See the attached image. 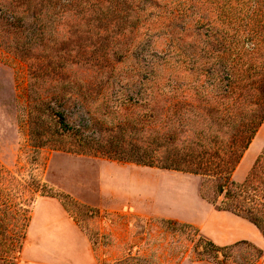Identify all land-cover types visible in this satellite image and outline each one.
Returning <instances> with one entry per match:
<instances>
[{
	"label": "rangeland",
	"instance_id": "374dc122",
	"mask_svg": "<svg viewBox=\"0 0 264 264\" xmlns=\"http://www.w3.org/2000/svg\"><path fill=\"white\" fill-rule=\"evenodd\" d=\"M200 8L199 0H0V252L12 245L13 264L40 185L71 197L56 199L107 253L103 264H263L251 244L216 251L193 226L164 217L181 212L176 198L197 210L200 190L216 196L214 183L95 153L122 142L150 152L168 129L181 149L188 133L212 136L246 111L189 70ZM60 113L82 143L59 138ZM220 114L226 123L212 119ZM162 146L170 157L172 146ZM254 174L246 192L233 187L231 205L264 228V158Z\"/></svg>",
	"mask_w": 264,
	"mask_h": 264
},
{
	"label": "trees",
	"instance_id": "16d2710c",
	"mask_svg": "<svg viewBox=\"0 0 264 264\" xmlns=\"http://www.w3.org/2000/svg\"><path fill=\"white\" fill-rule=\"evenodd\" d=\"M199 2L201 15L194 25L203 29V33L199 43V58L188 56L191 64L189 70L197 72L204 84L214 85L219 96L227 94L232 97L235 105L245 106L246 111H236L234 119L231 120L233 126L226 130L220 128L213 132L212 136L201 131L198 136L195 132L196 137L192 135L194 137L192 140H187L190 137L188 133L181 149H175L179 140L178 132L168 129V132H156L154 142L157 145L150 152L137 144L127 151L123 147L124 142H120L121 145L114 149H111L108 143V145L103 143L101 149L95 153L118 162L199 175L215 186L214 198L199 191L204 199L220 210H227L248 219L264 236V228L257 219L243 215L236 205H231L236 196L232 191L233 187L246 192L253 174L257 169H261L264 158L263 148L245 180L236 182L232 179V174L244 152L264 122V0H199ZM191 8H195V5ZM194 68L196 70H193ZM56 116L55 124L58 126L59 138H71L82 143L84 139L78 134L79 130L69 127L63 114ZM212 119L219 123L227 122L222 114ZM164 143L173 148L169 153L170 157L168 153L161 155ZM34 186L37 188L39 185L34 183ZM43 189L44 185H40V196L59 199L62 196L73 202L67 194L45 193ZM220 196L223 197L217 203L216 199ZM61 202L64 203L63 200ZM30 217L31 214L28 216L24 236ZM240 243L251 244L242 241L230 246L217 247L209 241L216 251H223ZM5 245L6 249L0 252V260L5 264H13V246ZM251 245L263 256L262 249Z\"/></svg>",
	"mask_w": 264,
	"mask_h": 264
},
{
	"label": "crops",
	"instance_id": "0c3cea01",
	"mask_svg": "<svg viewBox=\"0 0 264 264\" xmlns=\"http://www.w3.org/2000/svg\"><path fill=\"white\" fill-rule=\"evenodd\" d=\"M260 134H264V122L234 170L232 174L234 181L245 180L263 150L264 140L257 146L256 152L250 155ZM238 173L241 174L239 178H237ZM135 188L137 187H131V190L134 191ZM175 200V205L182 210L172 213L168 211V216L164 217L169 220L193 226L199 234L217 247L246 241L264 252V236L248 219L218 209L200 193L196 200L198 207L195 211L191 208L193 205L188 199L182 197ZM147 212L163 216L152 209ZM98 244L92 240L86 230L80 227L58 199L40 196L32 206L18 264H103L102 258L108 255L101 251Z\"/></svg>",
	"mask_w": 264,
	"mask_h": 264
}]
</instances>
